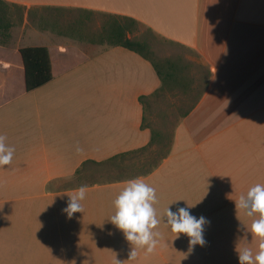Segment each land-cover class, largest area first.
<instances>
[{
	"label": "crops",
	"instance_id": "1",
	"mask_svg": "<svg viewBox=\"0 0 264 264\" xmlns=\"http://www.w3.org/2000/svg\"><path fill=\"white\" fill-rule=\"evenodd\" d=\"M3 1L113 19L108 44L90 54L26 23L22 30L0 28L7 29L0 38V134L14 146L11 163L0 166V264H238L236 246L256 248L254 217L235 200L250 185L264 184V0ZM135 22L196 51L209 82L176 123L157 164L120 178L83 180L77 176L89 163L155 140L143 97L159 90L163 78L149 57L120 43L122 32L140 40L132 36ZM30 45L48 47L53 76L28 90L21 47ZM136 176L156 189L161 242L129 258L131 243L108 218L115 196ZM81 184L88 186L83 209L68 217L66 192ZM186 202L210 221L205 243L191 250L187 235H177L163 217L167 207Z\"/></svg>",
	"mask_w": 264,
	"mask_h": 264
},
{
	"label": "rangeland",
	"instance_id": "2",
	"mask_svg": "<svg viewBox=\"0 0 264 264\" xmlns=\"http://www.w3.org/2000/svg\"><path fill=\"white\" fill-rule=\"evenodd\" d=\"M6 23L22 30L40 32L49 37L71 43L72 47L90 54L108 44L106 32L111 15L77 8L4 4ZM120 20L124 21L123 18ZM0 38L4 36L1 29ZM132 36L144 42L143 51L156 64L163 78V86L151 95L143 97L145 124L154 130L155 140L147 148L117 156L110 161L91 162L82 169L78 178L100 180L120 178L144 172L161 160L169 150L176 123L201 97L209 82L207 65L196 51L181 43L167 39L149 26L135 22Z\"/></svg>",
	"mask_w": 264,
	"mask_h": 264
},
{
	"label": "clouds",
	"instance_id": "3",
	"mask_svg": "<svg viewBox=\"0 0 264 264\" xmlns=\"http://www.w3.org/2000/svg\"><path fill=\"white\" fill-rule=\"evenodd\" d=\"M13 155L14 146L6 144L5 137L0 134V166L9 165ZM87 187L81 184L75 191L66 192L68 199L62 211L68 217L82 211L81 201L86 195ZM157 199L155 187L147 183L143 177L136 176L124 183L113 200L114 213L108 219L122 230L125 239L131 243L129 258L136 256L137 248L142 247L146 253H150L161 242V233L156 228L160 223V216L154 207ZM235 203L237 208L254 217L250 231L260 238L255 249L236 246L238 264H264V184L258 182L250 185ZM190 206L192 205L186 202V205L177 204L175 209L167 207L163 217L173 232L177 235L180 233L187 235L191 250L194 245L205 243L204 228L210 221L204 215H194L190 211ZM241 227L237 225L238 229ZM243 230L249 229L243 226ZM117 264H120L118 259Z\"/></svg>",
	"mask_w": 264,
	"mask_h": 264
},
{
	"label": "trees",
	"instance_id": "4",
	"mask_svg": "<svg viewBox=\"0 0 264 264\" xmlns=\"http://www.w3.org/2000/svg\"><path fill=\"white\" fill-rule=\"evenodd\" d=\"M4 4L5 2L0 0V28H8L11 25L10 21L8 23L5 22ZM122 33L124 34V39L120 43L148 57L143 51L145 45L142 41L128 37L125 32ZM21 54L25 66V82L28 90L36 88L52 78L51 59L46 45L23 46L21 47Z\"/></svg>",
	"mask_w": 264,
	"mask_h": 264
}]
</instances>
